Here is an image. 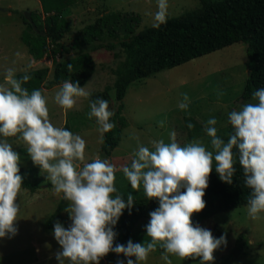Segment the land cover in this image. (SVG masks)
I'll return each instance as SVG.
<instances>
[{
	"label": "clouds",
	"instance_id": "obj_1",
	"mask_svg": "<svg viewBox=\"0 0 264 264\" xmlns=\"http://www.w3.org/2000/svg\"><path fill=\"white\" fill-rule=\"evenodd\" d=\"M156 4L153 26L159 27L167 21L168 0H156ZM68 67H72L71 63ZM14 73L15 69L8 68L6 83H0V238L18 231L15 222L21 207L17 200L23 181L21 156L4 139L17 133L27 143L32 162L47 171V185L51 183L55 192L63 193L71 202L66 209L71 223L65 226L56 220L53 224L52 235L60 246L55 252L57 264H66V260L67 264H99L109 252L118 254L116 264H140L158 242L165 249L161 255L166 264H172L168 253L199 257L200 264L212 261L214 250L226 244V236H214L210 228L194 224L191 217L205 207L203 196L213 168L221 181L233 182L236 154L244 183L251 189L247 212L255 217L264 211V87L252 93L257 102L245 103L227 113L232 130L226 141L217 135V118H208L204 130L215 152L197 141L181 145L174 130L169 133V142L152 140V150L138 144L130 162L120 168L131 188L142 185L147 197L157 198L158 206L149 211L144 225L151 239L145 243L130 238L121 243L116 241L114 226L125 209L131 212L135 201L132 192L127 193V199L118 192L114 184L117 165L108 157L85 161V139L68 128L54 126L43 90L29 92L22 87V81L29 80L30 75L25 72L17 77ZM81 96L89 93L78 80H64L54 100L66 110ZM183 97L178 106L187 108V93ZM89 108L87 116L96 118L98 131L104 133L115 126L110 120L114 113L106 99L90 100ZM192 126L189 122L188 127Z\"/></svg>",
	"mask_w": 264,
	"mask_h": 264
},
{
	"label": "rangeland",
	"instance_id": "obj_2",
	"mask_svg": "<svg viewBox=\"0 0 264 264\" xmlns=\"http://www.w3.org/2000/svg\"><path fill=\"white\" fill-rule=\"evenodd\" d=\"M197 6L198 0H168L167 18ZM0 7L7 8L0 10V83H6L4 75L8 68L15 69L16 76L19 72L43 66L51 67L52 59H34L28 53V46L23 40L28 26L21 16L26 12L39 13L41 26L44 27L45 13L42 11L40 0H0ZM156 8V0H76L65 15L70 30L62 40L65 44H70L78 29L95 22L98 16L111 10H133L141 17L139 29L151 26ZM42 29L44 31V28ZM29 32L32 31L29 29ZM59 57L57 54L55 58ZM92 57L95 71L82 85L89 96L77 97L72 108L65 110L55 102L54 95L59 87H44L50 121L54 126L62 127L64 122L69 120L72 132L80 134L86 141L85 161L102 157L100 145L103 133L98 131L96 118L87 116L90 110L89 101L93 95L112 85L115 70L121 68L125 53L121 47H117L111 51H93ZM247 73L246 44L235 42L131 84L123 99V113L128 124L123 128L118 146L113 149L109 159L107 158L117 165L114 184L118 192L123 194L125 199L128 192H132L133 198L147 197L142 185L137 189L131 188L120 168L130 162L138 144H144L152 150V140L162 138L169 142V133L174 130L175 138L181 145L197 141L204 144L207 150L215 152L210 142L211 137L206 132L192 141L187 138L183 117L194 116L205 129L208 118L215 116L217 135L226 141L229 126L227 113L245 103L257 102L255 97L239 100ZM184 93L188 96V107L180 108L178 105L184 99ZM115 107L112 103L110 108ZM4 139L20 153V165L37 169V182L40 186L34 191L21 186L17 195L21 207L15 222L18 231L11 237L0 238V264H57L55 252L60 246L52 235L53 228L49 229L46 222L55 212L62 193L55 192L53 186L47 185L50 182L47 179V171L32 162L27 153L28 145L19 133ZM82 163L83 161L80 162L81 166ZM70 203L69 201L68 205ZM68 205L61 211L65 226L71 223L66 211ZM148 220L140 219V222L131 228L133 241H138L142 235H146L144 225ZM195 223L210 228L216 237L222 233L226 236V244H221L215 249L214 259L206 264H264V211L252 217L247 212V204H244L197 220ZM241 233L244 238L239 241L238 236ZM244 240L248 243L246 248L235 251V246ZM116 241L120 242V234L117 235ZM163 252L165 249L158 242L157 247L150 251L147 259L140 264H166L161 255ZM168 255L172 264H200L199 257H179L173 253ZM116 259L117 254L109 252L100 259L99 264H114Z\"/></svg>",
	"mask_w": 264,
	"mask_h": 264
},
{
	"label": "trees",
	"instance_id": "obj_3",
	"mask_svg": "<svg viewBox=\"0 0 264 264\" xmlns=\"http://www.w3.org/2000/svg\"><path fill=\"white\" fill-rule=\"evenodd\" d=\"M40 2L45 13L44 27L41 26L39 13L31 12V21L22 15L23 22L28 26L23 34V40L28 46V53L34 59L50 58L52 66L26 71L30 79L22 81V87L27 88L29 92L39 88L44 94V87H59L64 80H78L82 86L96 68L92 57L93 51L101 49L111 51L121 47L125 53L121 68L115 70L112 85L90 99L104 98L108 101L109 108L112 103L116 105L115 109L110 108L114 113L110 120L115 126L102 134L100 145L102 157H110L120 142L123 128L128 124L123 113V99L127 88L163 70L235 42H244L248 73L239 100L251 99L257 88L264 87V0H198L196 8L168 17L159 27L151 25L140 29L138 26L141 17L137 12L111 10L102 13L95 22L78 29L70 44H65L62 40L70 30L65 15L76 0ZM32 22L37 28L40 27L38 30L44 28L45 34L37 32ZM29 29L32 32H29ZM57 54L60 56L58 59L55 58ZM69 63L72 65L71 68L68 67ZM23 74L25 72H19L16 76L20 77ZM183 121L189 140L204 135V126L194 116L184 115ZM189 122L193 125L191 128L188 127ZM69 125L67 120L62 127L71 130ZM231 130L232 126L229 124L227 138ZM233 152L237 153L235 147ZM234 167L236 172L231 184L221 181L215 169L209 173L208 186L203 196L206 204L199 212L192 214L193 223L218 212L247 204L251 189L244 183V173L238 161V154L234 155ZM19 170L23 176L21 185L23 188L34 191L40 186L35 167L26 168L20 165ZM134 201L131 212L125 209L114 226L120 234L121 243L132 238L131 228L140 222V219H149V211L158 206L157 198L138 197L134 198ZM68 202L62 193L55 212L46 222L49 229L53 228L56 220L65 224L61 211L67 207ZM139 229L141 230V227ZM243 238L244 235L239 234L238 240L241 241ZM150 239L146 234L138 241L146 243ZM247 244L244 240L236 245L234 250H242ZM119 255L122 257V254Z\"/></svg>",
	"mask_w": 264,
	"mask_h": 264
},
{
	"label": "water",
	"instance_id": "obj_4",
	"mask_svg": "<svg viewBox=\"0 0 264 264\" xmlns=\"http://www.w3.org/2000/svg\"><path fill=\"white\" fill-rule=\"evenodd\" d=\"M0 10H7V8H2V7H0ZM24 16H25L29 21H31V15H30V12H26ZM32 25H33L34 29H35L37 32H40L41 34H45V31H40V30H38L33 22H32Z\"/></svg>",
	"mask_w": 264,
	"mask_h": 264
}]
</instances>
